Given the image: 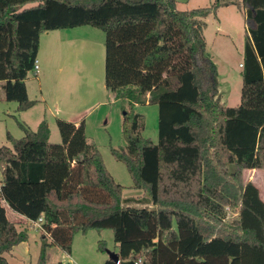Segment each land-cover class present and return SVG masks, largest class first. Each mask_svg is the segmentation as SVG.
<instances>
[{"label": "trees", "instance_id": "obj_1", "mask_svg": "<svg viewBox=\"0 0 264 264\" xmlns=\"http://www.w3.org/2000/svg\"><path fill=\"white\" fill-rule=\"evenodd\" d=\"M222 1L181 12L175 0H0V82L20 112L35 105L26 81L43 34L105 33V87L129 103L126 148L111 152L153 204L123 206L124 187L89 144L84 120H58L57 145L46 122L36 132L21 125L24 137L9 135L12 147H0V264L28 241L6 207L30 222L44 217L37 264H51L54 248L70 255L77 234L106 229L120 264H264V200L242 180L244 171L264 170V0H243L248 35L235 108L220 101L204 36V20L228 6ZM136 105L158 107L157 144L143 137ZM226 207L239 208L237 230L216 233L212 222L223 223Z\"/></svg>", "mask_w": 264, "mask_h": 264}, {"label": "rangeland", "instance_id": "obj_2", "mask_svg": "<svg viewBox=\"0 0 264 264\" xmlns=\"http://www.w3.org/2000/svg\"><path fill=\"white\" fill-rule=\"evenodd\" d=\"M175 1L177 10L181 12L209 8L215 2ZM225 3L228 6L220 7L204 20V36L207 53L218 67L220 101L226 107L235 108L241 103L242 78L239 65L244 63L248 29L243 0L222 1V4ZM69 32L72 39L68 43L52 35L54 39L49 41L45 38L47 42L41 45V53L38 54L39 74L36 76L35 72H31L26 81L30 100L40 101L36 108L19 113V105L6 101L3 85H0V147H12L9 135L16 140L24 137L21 125L36 132L42 122H46L50 130V143L61 144L57 121L81 123L84 120L89 144L97 147L109 173L124 187L123 206L149 208L151 203L146 204L149 198H144L143 192L133 189V181L126 166L111 152L112 149L122 151L126 148L123 119L129 103L117 100L105 87V33L89 26ZM134 112L144 116L143 137L157 144L158 107L136 105ZM235 173V165H229L226 176L231 177ZM242 180L244 183L253 182L264 200V170L244 171ZM225 213L223 223L212 222L216 233H232L237 230L239 208L226 207ZM13 214L16 213L8 209V219L16 225L18 231H28V241L4 256L9 264H37L42 248V232L32 222H23L19 217H12ZM100 242L105 244L104 251L99 250ZM117 251L113 232L106 229L90 230L86 235L77 234L70 255L59 248L49 250V254L51 264H105L109 253Z\"/></svg>", "mask_w": 264, "mask_h": 264}, {"label": "crops", "instance_id": "obj_3", "mask_svg": "<svg viewBox=\"0 0 264 264\" xmlns=\"http://www.w3.org/2000/svg\"><path fill=\"white\" fill-rule=\"evenodd\" d=\"M245 20H246V16H245ZM246 22V21H245ZM78 29V28H77ZM72 30H75V29H72ZM70 30H62V31H53V32H47V33H45V34H43L42 36H41V39H40V53H41V45L43 46V42L45 43V41L46 40H44L45 38L46 39H49V41H50V39H54V38H52V35L55 37L56 36V39L57 38H60L63 42H70V40L72 39V35L70 34L71 32H69ZM63 33V34H62ZM48 41V42H49ZM55 41V40H54ZM47 42V41H46ZM54 43H56V42H54ZM42 50H43V48H42ZM41 57V56H40ZM39 60V57L37 58V61ZM239 68H240V70H241V72H240V76H241V78H242V72H243V63H240V65H239ZM39 70H40V68H39ZM219 73V72H218ZM39 74V73H38ZM38 74H36V76L38 75ZM219 84H220V79H219ZM0 85H3V83H1L0 82ZM242 86H243V79H242ZM27 91H28V89H27ZM28 97H29V94H28ZM30 99V98H29ZM30 101H32V100H30ZM35 102V105L32 107V108H30L29 110H26V111H22V112H20L19 111V106H18V112L19 113H26V112H29V111H31L32 109H34V108H36L38 105H39V103H40V101H38V100H36V101H34ZM42 102V101H41ZM75 123H77V122H75ZM39 127V126H38ZM33 131V130H32ZM35 132V131H34ZM50 137H51V133H50ZM143 195H144V198L145 197H147V199L149 198L147 195H145L144 193H143ZM150 201V202H149ZM149 201H147L146 202V204H148V203H151V200H150V198H149ZM151 206L153 207V204L151 203ZM150 206V204H149V208H152ZM125 207V206H124ZM126 207H128V206H126ZM9 209V208H8ZM8 209H7V216H8ZM10 211H12V210H10ZM13 212V211H12ZM13 216H15V217H19L18 219H20V220H23V222L24 221H28L26 218H24V217H22V216H20V215H18V214H13L12 215V217ZM26 244V243H25ZM25 244H22V245H25Z\"/></svg>", "mask_w": 264, "mask_h": 264}, {"label": "built area", "instance_id": "obj_4", "mask_svg": "<svg viewBox=\"0 0 264 264\" xmlns=\"http://www.w3.org/2000/svg\"><path fill=\"white\" fill-rule=\"evenodd\" d=\"M38 64H39L38 61H36L35 62V67H34V71H33V72H35V75L39 73V65ZM32 223L35 225V227L38 228L39 231L42 232V234L44 233L42 225L45 223V220H44L43 216L40 217L38 221L32 222ZM118 264H120V263H118Z\"/></svg>", "mask_w": 264, "mask_h": 264}, {"label": "water", "instance_id": "obj_5", "mask_svg": "<svg viewBox=\"0 0 264 264\" xmlns=\"http://www.w3.org/2000/svg\"><path fill=\"white\" fill-rule=\"evenodd\" d=\"M109 259L113 261L115 264L120 263V257L117 253H113V252L109 253ZM126 264H139V263L129 262ZM142 264H146V263H142Z\"/></svg>", "mask_w": 264, "mask_h": 264}]
</instances>
